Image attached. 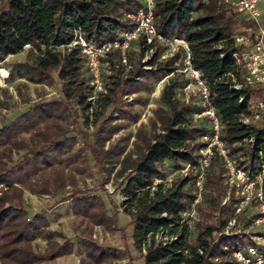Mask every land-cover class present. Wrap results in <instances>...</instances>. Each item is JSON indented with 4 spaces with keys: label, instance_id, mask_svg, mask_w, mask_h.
<instances>
[{
    "label": "trees",
    "instance_id": "1",
    "mask_svg": "<svg viewBox=\"0 0 264 264\" xmlns=\"http://www.w3.org/2000/svg\"><path fill=\"white\" fill-rule=\"evenodd\" d=\"M140 6L141 0H1L0 65L26 51L25 61L15 65L18 77L44 84L56 73L60 98L27 100L19 114L0 126V264H64L58 259L73 253L74 241L51 229L44 214L30 216L24 204L26 191L55 196L58 202L70 200L77 218L75 243L82 251L78 264H115L128 256L127 251L102 245L93 237L95 226L108 231L118 226V206L110 199L109 208L100 195L78 184L76 175L88 171L86 153L99 173L120 179V205L130 216L131 236L146 264H237L233 252L247 241L245 233H225L236 198L231 195L224 203L227 185L221 156L216 154L208 172L196 221L185 216L195 177L168 180V162L179 165L177 173L198 164L204 146L201 137L209 131L207 121L196 119L202 112L200 103L178 97L187 82L177 74L182 53L157 64L159 47L148 62L156 69L147 70L140 58L135 59V50L130 51L129 63L134 67L125 74L119 52H113L103 61L109 71L105 85L109 96L92 105L84 55L78 47L68 48L76 29L98 45L120 38L133 27L128 15ZM240 16L220 0H156L158 32L188 42L192 63L210 89L230 156L250 174L264 178V126L243 121L263 88L245 84L243 67L234 57L241 50L235 36L249 34L254 23ZM240 24L245 31L240 32ZM136 45L141 57L149 50L142 41ZM169 75L151 128L143 125L135 135L113 139L122 128L138 122L135 106L144 101L138 94L151 92L153 84ZM14 77L11 71L7 81ZM239 84L242 87L236 89ZM131 95L138 96L122 101ZM1 107L7 108V102L0 100ZM79 117L85 128L94 123L96 129L84 137L82 148L74 149L77 134L70 125H77ZM191 225L196 230L193 242ZM38 239L45 241L43 249Z\"/></svg>",
    "mask_w": 264,
    "mask_h": 264
},
{
    "label": "built area",
    "instance_id": "2",
    "mask_svg": "<svg viewBox=\"0 0 264 264\" xmlns=\"http://www.w3.org/2000/svg\"><path fill=\"white\" fill-rule=\"evenodd\" d=\"M220 1L254 23V28L249 34L235 36L236 44L241 47V50L234 57L243 67L245 84L263 88L261 97L251 102V115L245 116L243 121L248 125H254L255 122L260 121L264 126V30L259 28L261 11L256 0ZM155 8L156 0H141L139 9L134 14L128 15V19L133 22V27L112 42L98 45L86 40L80 29L74 31L73 39L68 48L78 47L84 55L92 92L89 101L95 105L98 99L107 94V88L102 81V70L105 67L103 61L113 52H119L120 65L124 70L131 67L128 54L130 51L139 49L136 44L141 41L149 48L144 56L148 53L153 56L159 47L164 58H170L177 52L182 53L181 66L177 72L181 71L187 80L183 91L185 94L197 92L202 112L196 115V119L207 121L209 127V131L201 137L204 146L199 152L198 164L187 165L181 170L183 176L195 177L193 199L185 216L191 222L200 218L199 206L204 200L207 175L216 154H219L226 170L227 197L224 203L231 195L236 198L234 215L228 221L225 233H245L247 241L245 246L234 250L233 256L237 264H264L263 175L254 176L250 174L249 171L238 166L230 156L226 144L222 140L223 127L215 109L210 89L204 81L201 71L195 68L192 63V53L188 42L181 38H164L159 34L155 22ZM27 48L29 46L25 45L24 49ZM148 66L145 65L144 68L147 70L152 68ZM1 71L0 69V88L2 81L8 77L7 72L2 75ZM172 75L163 78L162 82L170 79ZM241 87L240 84L235 86L236 89ZM172 179L168 178L169 181ZM249 218L251 219L249 225L242 227V222L245 224Z\"/></svg>",
    "mask_w": 264,
    "mask_h": 264
},
{
    "label": "rangeland",
    "instance_id": "3",
    "mask_svg": "<svg viewBox=\"0 0 264 264\" xmlns=\"http://www.w3.org/2000/svg\"><path fill=\"white\" fill-rule=\"evenodd\" d=\"M240 17L241 20L246 19L243 15H241ZM241 25L242 24H240V27ZM243 31L245 30L243 29V27H241L240 32ZM135 52L137 53L134 54L136 60L140 58L139 60L142 65H149L148 62L153 58L150 53H148L146 56L141 57L140 55H138L140 54L139 49L135 50ZM25 58L26 51L16 56L8 57L6 61L2 65H0L2 75H5V72H7L9 75V73L12 71L15 76L11 82L7 81L8 77L5 78L4 81H2V86L0 88V100L6 101L8 107L0 108V126L5 123H8L17 114H19L27 106V100L30 103H33L39 101H51L60 98V84L57 80L56 73L52 74L50 82L44 84L32 83L26 80L25 78L18 77L15 65L17 63H22L23 61H25ZM167 59L169 58H164L163 55H161L158 57L156 63L158 64L160 62H164ZM133 67L134 64H131V67L128 70H125L124 73L128 74L129 70ZM152 68L156 69V64ZM108 74L109 71L106 70L104 67V69L102 70V81L104 85L108 84L106 79V76ZM177 74L180 75L181 71L177 72ZM168 81L169 79L165 82L159 81L158 83L153 84L151 92H143L141 94H138L144 97V101L135 106V110L139 115L138 122L130 123L126 127L122 128L119 133L114 136L113 139H117L119 136L125 134L135 135L143 125H145L148 130L151 128V120L154 118V112L160 106H162L160 98L163 88ZM4 91H7V93L4 94ZM138 95L125 96L122 98V101L130 102L131 100L135 99ZM105 96H109L108 90ZM178 97H180V99L185 102L196 100V102L200 103V98L197 92L185 94L184 91H180L178 92ZM109 110L110 108H107V112ZM200 121L201 120H199L198 123ZM115 123L123 122L117 121ZM254 125L261 127L263 123L257 121ZM95 129L96 127L94 123L89 124V126L85 128L82 125V120L80 117L77 120V125H70V130L75 131L77 134L74 149L82 148L84 145V137H88V135L95 132ZM134 141L135 137L133 136V138H131L130 140L129 149H131V146H133ZM21 154L22 153H20L19 155ZM14 158L15 161L18 162L20 156L16 155ZM86 158L88 169L87 174H89V176L87 174L76 175L78 184L83 188H89L94 192V194L100 195L105 200L109 208H111V204L109 202L110 199H112L118 206V226L111 231L105 230L101 226H95L93 229V237L102 245L114 247L117 250L128 252V256H125L122 259L118 260L115 264H146L141 251H139L134 245V238L133 236H131L133 235V226L130 225V216L125 211V207H122L120 205V200L122 199L119 193L120 179L115 178L114 174H112L110 177H107L105 176V174L99 173L89 153H86ZM241 159L243 160V158ZM166 167L169 170L170 178H177L180 175H183L182 173H177L179 169V165L177 164L168 162L166 164ZM24 204L28 207L30 216H33L35 213L44 214L49 220L51 229H55L62 232L66 237H69L71 240L74 241L73 253L68 256L59 258L58 261L64 264H78L79 258L82 255V251L77 246V243H75L76 238L74 226L77 223V218H75L71 212L70 200L58 202V198L55 196H37L30 194L26 191L24 195ZM244 220L245 217L244 219H242V221L244 222ZM243 222L242 227L244 225ZM195 231V225H191L192 242L195 241ZM36 242L38 244V247L40 249H43L45 241L38 239Z\"/></svg>",
    "mask_w": 264,
    "mask_h": 264
},
{
    "label": "crops",
    "instance_id": "4",
    "mask_svg": "<svg viewBox=\"0 0 264 264\" xmlns=\"http://www.w3.org/2000/svg\"><path fill=\"white\" fill-rule=\"evenodd\" d=\"M256 1H257V5L261 11V16L259 18V28L264 30V0H256ZM257 30H258V27H257Z\"/></svg>",
    "mask_w": 264,
    "mask_h": 264
}]
</instances>
